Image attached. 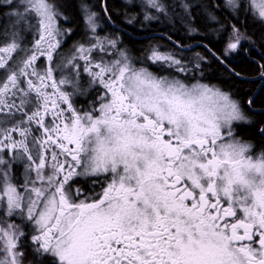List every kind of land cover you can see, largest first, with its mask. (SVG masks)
<instances>
[{"label":"snow or ice","instance_id":"6c2138e0","mask_svg":"<svg viewBox=\"0 0 264 264\" xmlns=\"http://www.w3.org/2000/svg\"><path fill=\"white\" fill-rule=\"evenodd\" d=\"M147 5L169 16L159 0ZM226 5L264 22V0ZM194 6L218 20L213 5ZM81 7L88 40L65 53L73 29L58 21L73 18L53 0H0L10 9L0 34V264H264V153L254 158L237 138L229 92L182 75L203 74L207 57L153 44L137 60ZM179 7L190 20L193 5ZM216 31L227 33L223 51L203 47L228 77L249 78L231 53L264 80V37L256 57L254 47L241 54L251 38L237 24ZM78 96L91 97L86 107ZM247 104L255 111V97Z\"/></svg>","mask_w":264,"mask_h":264},{"label":"trees","instance_id":"16d2710c","mask_svg":"<svg viewBox=\"0 0 264 264\" xmlns=\"http://www.w3.org/2000/svg\"><path fill=\"white\" fill-rule=\"evenodd\" d=\"M189 1H191V4L193 3L194 5L196 3V0ZM53 2L58 6L59 10L62 13L70 14L73 18V23H71V25H69L68 22L65 25L68 27L70 26L73 29V33L68 36L67 42L75 40L81 34V5H87L92 8V10H94L95 12L101 13V0H53ZM201 2L204 4L213 5L211 10L217 16V21H208L203 8L196 7L193 5V7L190 9V12L192 13L193 17L192 23L188 21L182 11L178 12L177 18L179 19V22H175L174 18L176 17V13L174 11H170L169 16L167 18L163 16L160 23L145 25L143 23L142 25L140 23L137 24L139 19H141L140 9H137V7L134 6L128 7L123 4L120 0H106L109 13L112 16V20L115 24L123 27L126 30L127 34L123 35L122 37L123 40L126 42L129 51H131L133 54L141 55L142 50H145V48H148L149 45H153L158 42H162L164 45H168V43L164 39V41H155L152 37H150L147 34L149 32L146 31L150 28L161 27L163 33L165 34L164 36H167L168 38L170 36L171 39H174V41L183 43L184 39L188 38L185 21H188L191 26L195 27L198 30L197 37L207 36L209 37V39H212V37L217 36L218 33L216 29L220 25L218 21H223V25L229 27L232 24H237L240 31L243 32L246 37H249L251 38V40L254 41L258 49V51L255 49L254 56H259L261 51V38L264 37V25L260 24L259 22H255L252 19H249V17L243 18L240 15L237 17L236 13L231 12L227 7L222 6L220 4V0H201ZM3 13H6L5 8H0V34H2V29L5 25L4 21H2L4 16ZM182 15H184V21L180 19ZM132 16H135L136 20L133 21L132 24H127V19H130ZM190 35L191 37L194 36L192 34ZM87 38L88 35H86L83 30L82 42H86ZM219 42L220 41L212 43L210 42V44L208 45L215 51L216 48L219 46ZM169 46V48L174 49L173 47H171V45ZM164 49L168 50L167 48ZM180 57L186 59L185 55ZM147 66L152 71H158V69L151 65ZM235 66L238 70H240L249 78L242 80L230 79L225 70L214 60H211L209 65L203 68V71L205 72V76L209 81L217 82V84L209 83V85H215L221 89L225 88L231 91V93L237 98H239L243 103L248 97H255V104L253 105V108H264V83L259 86L256 92H254L255 87L261 81V79L259 77H256L255 79H250L257 75L255 73V67L250 66L247 62H240L237 63ZM89 98L90 97H87L85 103ZM252 119L253 124L247 126L241 125L237 127L236 133L238 132V135L244 139L253 141L256 147H259L264 151V136L258 133L259 128L264 127V110H260L259 112L257 111L256 113H254Z\"/></svg>","mask_w":264,"mask_h":264},{"label":"flooded vegetation","instance_id":"af4514ba","mask_svg":"<svg viewBox=\"0 0 264 264\" xmlns=\"http://www.w3.org/2000/svg\"><path fill=\"white\" fill-rule=\"evenodd\" d=\"M120 1L124 4L123 0H120ZM224 1L225 0H220V4L222 6H225ZM173 2L176 5V7L174 8V10H176L175 11L176 17L174 18L175 22H179L178 21L179 19L177 17H178V12L179 11H182V9L179 7V5H180L181 2L189 3L190 5H194L193 3L191 4V1H189V0H173ZM102 3H104V0H101V4ZM101 4H100L101 13L96 12L98 14L97 23L100 25V27L97 28V34L99 36H102V37L120 36V39H121V45H120V47L123 48V49H126L127 51H129V49H128L127 45H126V42L123 40V37H122L123 35L127 34L126 30L123 27L118 26L115 23H113V24H108L107 23V17L105 16V13H104L103 8L101 7ZM80 10H81V28H80L81 34L75 40L68 41V42H67L68 36L64 37L65 43L63 45V49L62 50L65 53H67L72 48L73 44L78 43V42H82V32H83V30H84L85 34L87 33L86 24H85V15H84V11H83L82 7H80ZM88 10L90 12H95L89 6H88ZM240 16H242L243 18L244 17H247V18L249 17V19H252L255 22H259L260 24L264 25V22H261L257 16H254L253 15V12H252V10L250 8H249V10L246 13H244L243 15H240ZM162 17L163 16H160L159 19L156 22H154V24L160 23ZM185 17L188 19V21L190 23L193 22V17H191L190 20H189V18L186 15H185ZM66 23H67V21H64L62 18H61V20L58 21V24H61L64 28H67L68 27V26H65ZM139 23L143 25L144 21H143L142 18L139 19V21H138L137 24H139ZM218 23L221 25V24H223V21H218ZM151 24H153V23H151ZM144 25H145V23H144ZM220 25H219V27H220ZM191 27H193V26H191ZM207 27H209V26H207ZM219 27H217V29ZM146 31L149 32L147 34L150 37H152L155 41H157V40L164 41L165 40L168 43V45H171V47H173L175 50H177V52L181 53V56H184L185 55V57H186L185 60L186 61H192L195 58V56H196L197 53H201V54L205 55L207 57V61L204 62V67L207 66V65H209V63L211 62V60H213V58L211 57L210 53L203 47V45H205V44L208 45V44H210V42L212 43V42H218V41H220L219 42V46L216 48L215 51L217 53H221L223 51V47H224V36L227 35V33L217 34L216 37H212V39H209V37H207V36H198L197 37V35H198V30H197V32L195 34H192L194 36L191 37V35L188 32V28H187V37L188 38L187 39H184V42L183 43H180L178 41H174V39H171L170 40L167 36H164L165 34L163 33L161 27L150 28V29H148ZM195 35H196V37H195ZM24 36H25V42L31 41L32 37H31V34L30 33L27 32V33L24 34ZM241 44H242V48H241L242 49V52H241V54L243 53V49H245V48H253L254 47V49H256L258 51V49L256 47V44L254 43L253 40L245 39V40H242L241 41ZM178 45H182V47H180ZM209 48H211V47L209 46ZM142 52H144V51L142 50ZM233 55L234 54H231V53L229 54V59L231 60V64L232 65H236L237 63H240L241 61L239 59H233L232 58ZM138 66H140V65L138 64ZM192 75H194L196 77V80H192V81H197L198 80L200 83H207V84L213 83V84H217V82L209 81L207 79V77L205 76V72L204 71H203V74H201L200 72L189 73V76H192ZM256 77H259L258 74L256 76H254V78L252 77L250 79H255ZM263 83H264V80H261L257 84V86L255 87L254 92H256L258 90L259 86H261ZM70 90L71 89H69V91ZM222 91L229 92L230 97L233 100H236V101L239 102V105L242 108L243 113L246 115V117L249 118L247 122H238L237 124H235L236 129H237V127H239L241 125L247 126V125L253 124V119H252L253 118V114L256 113L257 111L259 112L261 109H255V111L250 110L249 109V106L247 104V101H248L249 97L243 103L239 98H237L235 95H233L231 93V91H229V90H227L225 88H223ZM81 97L76 100L77 101V105H76L77 107H81V106L83 107V105H82V103L80 101ZM258 133H259V130H258ZM237 138L240 139L243 142L249 143L251 145V149H252V153L253 154L254 153H256V154L258 153L259 155H261L262 153H264V151L261 148L256 147L254 145L253 141L244 139L241 136H239L238 135V132H237Z\"/></svg>","mask_w":264,"mask_h":264},{"label":"rangeland","instance_id":"374dc122","mask_svg":"<svg viewBox=\"0 0 264 264\" xmlns=\"http://www.w3.org/2000/svg\"><path fill=\"white\" fill-rule=\"evenodd\" d=\"M123 2H124V4L126 5V6H128V7H131V6H134V7H137V9H140V11H141V13H140V17L143 19V21H144V14L145 13H148L149 15H155V16H157L158 17V19H159V17L160 16H164V15H162L161 13H158V12H156L154 9H152L151 7H149L148 5H147V0H133V2L132 3H126V0H123ZM159 2L160 3H162V4H164L165 5V7H166V9L168 10V12H170V11H176V10H174V8L176 7V5L174 4V2H173V0H159ZM224 3H225V6L231 11V12H233L227 5H226V0L224 1ZM22 10V9H21ZM5 11L6 12H8V11H10V9H7V8H5ZM158 19H155V20H151V21H144V23L145 24H151V23H154V22H156ZM2 21H4V27H3V29H2V33H3V31L6 29V28H9V26H10V21L8 20V18H7V16L6 15H4L3 16V20ZM25 33H27V32H25ZM24 33V34H25ZM101 38H103L102 36H100ZM87 40H88V38H87ZM156 44H158V45H160V50L161 51H167L166 49H164V48H167L168 50H174V49H172V48H169L170 46L169 45H164L162 42H158V43H156ZM144 51V50H143ZM69 52V51H68ZM67 52V53H68ZM132 56H134V57H136L137 58V60H138V58L141 56V55H138V54H133L131 51H128ZM142 54H143V52H142ZM177 54V53H176ZM178 55V54H177ZM181 56V55H180ZM139 64V63H138ZM138 66V65H137ZM145 66H147V65H145ZM150 70V69H149ZM152 71V70H151ZM165 74V73H164ZM189 83H195V82H197V81H188ZM85 84H86V80H85V82H84ZM205 84V83H204ZM209 85V84H208ZM209 86H212V85H209ZM81 96H78V97H75V99L77 100V99H79ZM86 99H87V97H81V99H80V101H81V103L82 104H84L85 103V101H86ZM89 99H91V98H89ZM88 99V100H89ZM86 104H87V102L83 105V107H86ZM82 107V106H81ZM238 122H233V129H234V125L235 124H237ZM243 142V141H242ZM249 154L250 155H252L254 158L255 157H257V156H259V154L257 153H252V149L250 148V150H249Z\"/></svg>","mask_w":264,"mask_h":264},{"label":"clouds","instance_id":"9594fccd","mask_svg":"<svg viewBox=\"0 0 264 264\" xmlns=\"http://www.w3.org/2000/svg\"><path fill=\"white\" fill-rule=\"evenodd\" d=\"M235 103H236V105H237V109H238L239 114H240V117H241V119H239V120H237V121H235V122H247L249 118L246 117V115L243 113V110H242V108L240 107L239 102L235 100Z\"/></svg>","mask_w":264,"mask_h":264}]
</instances>
